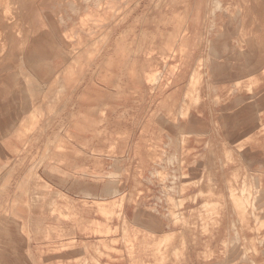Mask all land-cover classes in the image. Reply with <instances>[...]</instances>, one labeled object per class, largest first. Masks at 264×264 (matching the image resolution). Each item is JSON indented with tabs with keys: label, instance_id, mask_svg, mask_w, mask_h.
Wrapping results in <instances>:
<instances>
[{
	"label": "rangeland",
	"instance_id": "374dc122",
	"mask_svg": "<svg viewBox=\"0 0 264 264\" xmlns=\"http://www.w3.org/2000/svg\"><path fill=\"white\" fill-rule=\"evenodd\" d=\"M39 1L50 14L45 19L44 25L38 9L32 8L28 13L20 10L17 4L19 10L12 9L13 15L17 18L14 20L18 25L16 31L13 30L15 34L13 42L4 43V38H0L3 39L4 44L2 45L0 41V59L2 57L5 62L8 55L7 61L9 59V62L15 65L17 64L15 61L21 58L20 61L18 60L20 64L16 66L19 67L26 49V46L23 47L21 44L23 41L24 43L31 41L28 37L32 35L30 32L32 28L37 29L42 26L43 29V32L40 31L41 35L37 36L38 39L36 38L34 51L37 60L35 67L41 68L37 72L40 81L31 75L32 80L25 79L29 81L26 82L27 86L24 87L19 83L15 101L4 99L3 106H0V133L9 135L5 139H0V149H5L1 159L3 165L0 166V179L11 180L20 172L25 182L17 187L20 199L14 205L27 211L31 209L30 213L44 218L38 227L36 218L25 223L29 229L22 227L21 230L24 224H19L17 218L16 223L12 221L10 224L5 223L4 227L0 226V264H3L4 258L9 261L13 254L10 250L13 245L3 242L6 238L4 232L10 230L16 231L28 242H31L35 235L45 237L36 244L39 245V249L33 246L27 247L25 241L20 242L21 245L16 244L18 254L23 257L21 258L22 261L24 260L23 264H45V262L48 264H156L155 262L160 264L161 254L163 255L166 248L164 245L159 246L160 253L154 256L156 248L154 246H157L155 240L160 236H152L140 229L151 228L150 226H156V229L165 228L166 222L169 221L165 206L162 209L158 207V210H151L152 214L140 212V220L143 224L146 223V226L138 224L139 228L142 227L138 232H135L133 227L124 226L123 221H119L118 227L113 232L109 221L118 217L117 214H122L121 210L128 212L136 205L147 207L157 196L165 200L167 194L163 197L164 194L159 193V191L167 192L162 182H167L166 186L170 185L168 188L174 187L169 190L172 194L168 195V198L173 197L174 202L170 198L173 202L171 204L176 203V206L170 208L171 215L177 217L178 214L180 217L178 219L185 226L182 228L183 233H177L176 238L169 245L165 261L161 264H248L240 261L242 255L235 259L232 253L234 245L239 246L237 250L243 247V240H237L235 234L231 232L227 234L216 231H220L218 221L223 219H220V215L223 212H235L233 208L230 210L226 208L225 211L220 209L222 204L217 194L222 186H212L213 193L208 192L207 187H200L195 183L198 179L192 173V170L196 169V166H193L196 161L193 157L195 155L193 149H205L208 154L214 153V156L210 154L213 163L217 162V165L223 159L225 165H228L223 175L213 177L220 183H223L228 176L234 181L238 177L237 182H241L244 175L248 174L250 158L264 157L262 128L254 127L253 134L243 132L245 128L243 125L248 121L253 124L251 111L245 108L247 101H256H253L257 105L253 115L256 113L261 115V124L264 125V72L256 73V80L260 81L259 83L248 72H236L232 68L225 74L215 75L208 52V42L220 38L225 58L229 54L226 49L229 44L233 48L256 50L261 53L264 47V32L261 34V39L257 40L255 26L247 27L246 33L242 34L237 30V21H242L244 17L242 13L246 7L245 1L224 0V8L229 9L230 16L225 10L219 11L214 23L210 16L214 0L209 4L208 16L205 15L204 9L207 0H111V4L109 0H85V3L80 0L81 5H79L83 8L81 11H72L68 7L69 3L67 5L63 3L66 8L62 7L63 4H58L62 7L58 8L56 2H49L51 0ZM2 3L4 7L10 6L6 4L9 3L8 0H1V6ZM239 9L241 14L237 16ZM2 11L5 12L4 8L0 10ZM60 11L63 14H59ZM73 12L78 15L75 23L73 25L69 23L67 27L63 26L64 15H71ZM1 14L4 17L3 13ZM253 14L259 15L261 21H264V10ZM230 17L235 21L231 25ZM20 28L22 31L19 32ZM242 30L244 31L243 26ZM56 31L60 34L57 38H55ZM244 34L246 37L243 36ZM187 42L191 50L186 48L182 53L183 46H188ZM1 45L3 48L5 46L4 50ZM201 57L204 59V66L200 85L194 86L195 93L199 91L196 95L192 89L193 84H190V78L196 61ZM186 58L187 67L183 63ZM0 61L2 67L4 62L2 59ZM63 64L67 65L66 68L56 71L59 65L63 66ZM262 69L264 71V66ZM82 71H85L84 79H82L84 73ZM52 78L49 85L45 83ZM248 79L250 83H243ZM82 80L88 83L96 82L102 90H96L98 86L95 85L96 88L86 90V95L78 102L75 94L77 89L74 86ZM222 81L226 84L219 83ZM215 82L217 84H214ZM239 83L240 85H236ZM259 84L262 88L257 90ZM2 86L0 84V90ZM105 86H111V89ZM213 86H217V89ZM244 86H247V89L251 87V90H247ZM233 87L236 89H231ZM190 92L193 96L189 94ZM231 95H242L244 99L238 107L240 108L238 113L241 115L233 116L236 124H239L240 119L243 122L237 129L232 127L230 136L227 135L226 123L228 121L230 123L231 120L229 113L238 109L232 108L229 113L225 112V104L230 101ZM198 96L200 102H194ZM184 116L185 118L182 119ZM12 117L22 119L9 127ZM209 143L213 145L210 146ZM237 144H243V148H247L244 150L241 148L243 151L238 149L241 150L239 153L234 147ZM225 148L232 153L231 160L230 157H226L230 154L223 151ZM173 149H183L181 165L178 161L180 153L174 152ZM51 165L52 169L46 167ZM26 166H30V169H25ZM79 169H83V172ZM181 169H183L182 173ZM153 170L155 176L150 173ZM186 170H190L191 173ZM173 172L180 176L173 175ZM50 173H53L54 177L50 176ZM181 174L189 175L186 177L187 180L182 179ZM44 176L53 180L61 179L68 187L73 184L79 185L82 178L85 184H80L74 189L79 190L76 195L84 197L73 198L61 193L56 187L47 184ZM71 179H74V182ZM67 181L72 184L69 185ZM109 181L115 182L116 187L125 193L117 198L113 193H104L103 196L102 185L98 184ZM180 183L182 184L179 185ZM254 184L255 181H248L250 188ZM182 185L188 189L178 192V187ZM10 188L11 186L7 185L3 191L7 192ZM152 191H156L155 197ZM187 191L189 192L185 195ZM174 193L175 196H172ZM95 195L97 202L111 205L110 212L100 211L97 207L98 203L89 204L92 201L89 199ZM223 197L224 202L231 206L228 194ZM115 199L116 203L113 205L112 201ZM184 200L182 207L179 203ZM204 203H210L211 206L203 210L201 208ZM212 205L215 206L213 210H211ZM219 210H221L220 214ZM182 215L186 218L182 219ZM225 219L227 220L226 217ZM194 222L197 225L191 224ZM18 224L21 226L19 227ZM110 237L119 247L111 256H105L100 252L101 245L108 244ZM96 239L98 241L101 239V243L98 244ZM34 240L32 243L35 242ZM256 244L261 246L262 241L258 240ZM4 254L7 256L4 257ZM232 255L234 263H230ZM131 256L134 258L133 261ZM142 256L144 258H141Z\"/></svg>",
	"mask_w": 264,
	"mask_h": 264
},
{
	"label": "bare ground",
	"instance_id": "6f19581e",
	"mask_svg": "<svg viewBox=\"0 0 264 264\" xmlns=\"http://www.w3.org/2000/svg\"><path fill=\"white\" fill-rule=\"evenodd\" d=\"M42 1V0H41ZM245 1V4L246 7L244 8L245 11L244 13H242V16L244 14V17L242 19V21H237V30H239L242 34V33H246L245 32V29L248 27L250 28L249 26H255L256 28V39L257 40H260L261 39V34L262 32H264V21L262 22L261 21V18L259 17V15H256V14H253L255 12H258L259 10H264V0H244ZM1 2V0H0ZM4 2V1H3ZM7 2V1H6ZM9 3H6L7 5L10 4V6L8 5V7H4L3 6V3H2V6L0 4V10L2 8H4L5 12L2 11L0 12V38H4V43H7L10 42L12 43L13 42V38L15 36L14 34V31H16V27L18 25H16V20L17 18H15V16L13 15V11L15 9H18L20 8V10H24L25 11H30V9L32 8H35V9H38L40 12V17L42 18V25H44V22H45V19L50 15L49 12L47 11V9L45 8V6H43L41 4V2L39 0H8ZM49 2H56L55 4H63L65 3L66 5L69 3L68 7L71 8L72 11H81V9H83L80 5L81 3L80 0H51ZM82 2L85 3V0H83ZM211 0H207L205 3V15L208 16V10H209V4H210ZM213 2V1H212ZM224 0H214V3H213V6H212V9H211V12H210V16H212L213 18V22L214 23V20L216 19L217 17V13L220 11H224L225 10V13L227 15L230 16L229 14V9L226 7V9L224 8ZM108 3V2H107ZM111 0H109V4H111ZM18 4L19 8L16 6ZM54 4V6H55ZM63 4L62 7L63 8H66V5ZM80 4V5H79ZM56 5V6H57ZM65 5V6H64ZM115 6V4H112ZM53 6V4H52ZM51 6V7H52ZM109 6V5H108ZM62 7H59L58 5V8H62ZM45 8V9H44ZM54 8V7H53ZM57 8V7H55ZM115 8V7H114ZM237 8V7H236ZM240 8V7H239ZM14 9V10H12ZM116 9V8H115ZM62 10V9H61ZM52 11V10H50ZM55 11V10H53ZM16 12V11H15ZM59 12V11H58ZM65 12V11H63ZM240 9L238 11V14L237 16H240ZM4 15V17L2 16V14ZM21 13V12H20ZM12 14V15H11ZM19 14V13H18ZM59 14H63L61 11ZM9 15V16H8ZM11 15V16H10ZM20 15V14H19ZM33 15V13H32ZM81 16V15H80ZM20 17V16H19ZM31 17V16H30ZM34 17V15H33ZM32 18V17H31ZM78 18V15L77 13H72L71 15L69 14H65L64 17L62 18V25L63 26H69V23H72V25L75 23V20ZM80 18V17H79ZM207 18V17H206ZM238 18V17H237ZM16 19V20H14ZM29 19V18H28ZM27 19V20H28ZM30 20V19H29ZM33 20V19H32ZM31 20V22H32ZM230 25L233 24L235 21L233 20L232 17H230ZM18 23V22H17ZM20 23V22H19ZM18 23V24H19ZM29 23V22H28ZM39 23V22H38ZM15 25V26H14ZM23 25V24H22ZM21 25V26H22ZM213 25V24H212ZM215 25V24H214ZM15 28H14V27ZM20 26V27H21ZM27 26V25H26ZM40 26V25H39ZM242 26L244 28V31L242 30ZM23 27V26H22ZM18 28V27H17ZM32 28V27H31ZM35 28V29H34ZM32 28V30H30V32L32 33L31 37L29 36L28 37V40L31 39L30 42H27V43H23L21 45L26 46V49L25 51L22 50L23 54L22 55V52H20L19 54H21L23 56L22 58V62H21V65L19 67H16L18 65V60L21 59L19 58L17 60V62L15 61V65L11 64V62H9V59L7 61V58H8V55L6 53H4L5 55H7V58L5 59V62L3 61V58L1 57L2 61L4 62L2 65V67H0V84H2V88L0 90V106H3L4 104V99L5 101H9L11 100L12 102L15 101L16 97H17V92L16 90L18 89V86H19V83H22L23 86H27L28 83L26 82H29V81H26L25 79H30L32 80L33 79V76H31L32 74V71H39L41 68L39 66L35 67V64L37 63V60L34 56V51H35V46H36V38L38 35H41L40 34V31L43 32V29H42V26L40 28H37L34 27ZM65 28V27H64ZM23 29V28H22ZM68 28H66L67 30ZM14 30V31H13ZM19 32L22 31L21 28L18 29ZM64 30V31H66ZM212 31V30H211ZM254 31V30H253ZM253 31H251V33H253ZM18 32V33H19ZM57 32V31H56ZM22 33V32H21ZM227 34V32H226ZM19 35V34H17ZM22 35V34H21ZM59 32H57V35L55 36V38H57V36H59ZM230 35V34H229ZM246 34H244L243 36H245ZM252 35V34H251ZM20 36V35H19ZM208 36V34H207ZM21 37V36H20ZM246 37V36H245ZM227 38V37H226ZM229 38V37H228ZM21 39H23L21 37ZM38 39V38H37ZM241 39V38H240ZM246 39V38H245ZM3 40V39H2ZM1 41V44L4 45ZM22 41V40H21ZM241 41V40H240ZM189 42V41H188ZM187 42L188 46L184 45L183 48H182V53L185 52L186 48L187 49H190V44ZM199 42V41H198ZM225 42V41H223ZM228 42V40H227ZM260 43V42H259ZM27 44V45H25ZM1 45V47H2ZM9 46V45H8ZM253 46V45H251ZM250 46V47H251ZM262 46V44H261ZM7 47V46H6ZM226 47V46H225ZM5 48V46H4ZM4 48L2 47V49L4 50ZM10 48V46H9ZM21 48V47H20ZM248 48V47H246ZM11 49V48H10ZM23 49V48H22ZM224 49L222 43H221V40L220 38H217V39H214V40H210L208 42V52H209V60L211 61V63L213 64V72L216 74H225L227 71L230 70V68L236 70V72H239V71H242V72H248L249 74H251V76H254V80L258 82L257 79V76H256V73H261V72H264L262 71L263 69V66H264V47L261 49V53H258L256 50L255 51H252V50H243V49H238V48H233L232 45H227L226 49L229 51V54L226 56H224L222 50ZM250 49V48H248ZM6 50V49H5ZM5 52V51H4ZM177 51H175L176 53ZM3 53V51H2ZM1 53V54H2ZM7 53L9 54V52L7 51ZM174 53V52H173ZM18 55V57L21 55ZM207 54V53H206ZM3 55V54H2ZM1 55V56H2ZM4 56V55H3ZM11 56V55H10ZM176 56V55H174ZM5 57V56H4ZM0 59V60H1ZM20 61V60H19ZM1 62V61H0ZM13 63V62H12ZM41 63V62H40ZM184 66L187 67L188 66V61H187V58L186 60H184ZM20 64V63H19ZM24 65L27 69V72L26 69L24 70ZM1 66V65H0ZM180 65H178L177 67L179 68ZM203 66H204V59L201 57V58H198V60L196 61L194 67H193V72L191 74V80H190V84L194 87L196 84V86L200 85V82H201V79H202V76H201V71L203 69ZM178 70V69H177ZM31 71V73H30ZM45 71H47V69H45ZM205 72V71H204ZM240 72V75L241 73ZM239 77V76H238ZM226 78V77H225ZM229 78V77H228ZM250 78V79H252ZM155 79V78H154ZM250 79H248V81L246 82H243V83H248L250 81ZM150 81V80H149ZM221 81V80H220ZM229 83V81H227ZM251 82V81H250ZM249 82V83H250ZM260 82V81H259ZM258 82V83H259ZM219 83H224L226 84V82H219ZM258 83L256 85H258ZM214 84H217L216 82ZM262 84V82L260 83ZM259 84V85H260ZM236 85H240L239 84H236ZM191 86V88H192ZM252 87V85H250ZM254 86V85H253ZM211 87V86H210ZM240 87V86H238ZM237 87V88H238ZM246 87L247 89V86H244ZM249 87V89L247 90H251ZM189 87L190 90H194V94L195 93V89L196 87L192 88L191 89ZM198 88V87H197ZM212 88V87H211ZM214 89H217V86H213ZM224 88V87H223ZM222 88V89H223ZM262 87L261 85L258 86L256 89L257 90H260ZM221 89V90H222ZM225 89V88H224ZM231 89H236V87H233ZM240 90V88H239ZM231 91V90H230ZM229 91V92H230ZM192 92V91H191ZM189 93L191 96L192 93ZM232 92V91H231ZM230 92V93H231ZM236 92V91H235ZM188 94V93H187ZM200 94V93H198ZM197 95V94H196ZM230 97V96H229ZM33 98H35L33 96ZM186 98H188L186 96ZM194 99V98H193ZM216 99L219 100V98L216 97ZM243 96L242 95H231L230 97V101L228 103L225 104L226 106V109H225V112L229 113L232 109V108H235L237 109L239 107V105L242 103V100H243ZM195 100V99H194ZM192 101V100H191ZM200 102V97L198 96V98H196V101L194 102ZM202 101V100H201ZM255 100H251V101H247V106L244 107L248 110L251 111V117L253 118V121H251L253 124H250V121H248L245 125H243L245 128H243V132H245L246 134L248 133H251L253 134V130H254V127H260V129L262 128L263 132H264V125L261 124L262 120H261V115H259L258 113L254 114L253 115V110L256 109L257 105H256V101L253 102ZM244 102V101H243ZM184 104H186L184 102ZM181 105V104H180ZM198 105V103H197ZM196 105V106H197ZM190 107V106H189ZM183 108V107H182ZM190 109V108H189ZM188 109V110H189ZM240 110V108H238L237 110L233 111V112H230L229 113V117H230V123L228 121L227 124V135H230L232 134V127H234V129L236 128H239L241 123L243 122L242 119H240L238 122L239 124L237 123L236 124V119H233V116H238V115H241L240 113H238ZM233 113V114H232ZM263 113V112H262ZM187 114V113H186ZM182 116V115H181ZM187 117V116H186ZM19 118V117H18ZM16 119V117H12V119L9 121V127H11L13 124L17 123V122H20L21 119ZM185 116L182 118L184 119ZM235 118V117H234ZM1 119V117H0ZM221 119V118H220ZM233 120V121H232ZM232 122V124H231ZM256 122V123H255ZM197 123V122H196ZM249 123V124H248ZM195 125V124H194ZM217 125V124H216ZM183 126V125H182ZM217 127V126H216ZM258 129V128H257ZM172 130V129H171ZM218 132V130H216ZM48 132V131H47ZM261 132V131H260ZM218 134V133H217ZM48 136V135H46ZM45 136V137H46ZM218 136V135H217ZM250 137V136H249ZM255 137V136H254ZM226 138V136H225ZM233 138V137H232ZM184 139V138H183ZM228 139V138H227ZM250 139V138H249ZM209 141V140H208ZM248 141V140H246ZM252 141V139H251ZM211 142V140H210ZM250 142V141H248ZM244 143V142H243ZM187 144V143H186ZM210 146L213 145V143H209ZM185 145V144H184ZM188 145V144H187ZM238 145V144H237ZM235 145L234 147H236L235 149L237 151H239L238 149H243L244 148H247V147H244L243 148V144L241 145ZM209 146V147H210ZM241 146V147H240ZM249 146V145H248ZM210 149V148H209ZM207 149V150H209ZM241 149V150H242ZM165 150V149H164ZM174 152L177 151V153H180V156L178 157L180 160L179 161V164L181 165L182 163V156L183 155V149H173ZM194 150V160H196L194 163L193 166H196V169L194 168L192 170V173H194L195 177H197L198 181H196L195 183L200 186V187H207V189H209L208 192H212V189L213 187L212 186H222L221 190L218 192L217 194V197L219 198L220 200V203L222 204V208H220L221 210H226V208L228 210H230L231 208H233V210L235 211L234 213H224L226 215H224L222 213V215H220V219L222 220H219L218 221V225H219V228H220V231L219 230H216L218 233L219 232H222V233H227L229 234V232L235 234V236L237 237V240L239 239L240 241L243 240V247L241 249H238L237 248V245H234L233 249H232V253L234 254L235 256V259H238V257H240V255H242V257L240 258V261L241 262H244V263H248V264H264V157H260L258 156L257 158H250V163H249V169H248V174L244 175V177L242 178L243 180L241 182H237L238 180V177L237 179L235 178V181L230 179L229 176L226 177V183L225 181L223 183H220L219 181H216V179H214V175H216L217 177L220 176V175H223V172L226 171V167L228 165H225L224 163V160L221 159L220 160V163L218 162V164L216 165V163H213L212 162V156H214L212 153H209L208 152H205L206 150L205 149H193ZM205 150V151H204ZM240 150V151H241ZM242 150V151H243ZM223 151H226V148L225 150ZM229 150L226 151L227 154H230L229 156H226V157H230V160L232 159L231 155L232 153L229 151ZM239 151V153H240ZM254 151H257V149H254ZM253 152V151H252ZM189 153V152H187ZM210 154H212V156H210ZM187 155V154H186ZM185 155V156H186ZM226 155V154H225ZM240 155V154H239ZM243 156V155H242ZM222 157V156H221ZM225 157V158H226ZM177 158V159H178ZM216 157H214L215 159ZM242 158V157H241ZM246 159H248L247 157H245ZM229 159V158H228ZM243 159V158H242ZM164 160V159H163ZM227 160V159H226ZM228 160V162L230 161ZM167 161V160H166ZM215 161V160H214ZM169 162V161H168ZM174 162V161H173ZM232 162V161H231ZM230 162V163H231ZM234 163V162H233ZM162 164V163H161ZM167 164V162L165 163V165ZM173 164V163H172ZM178 164V166H179ZM220 164V165H219ZM248 164V162H247ZM163 165V164H162ZM183 165V164H182ZM246 165V164H245ZM169 166V165H168ZM164 168V166H163ZM162 168V169H163ZM156 169V168H155ZM241 169V168H240ZM258 169V170H257ZM159 170V169H158ZM165 170V168L163 169ZM182 170L181 169V173H182ZM254 170V171H253ZM176 171V170H175ZM238 171V170H237ZM246 171V170H245ZM155 171H151V175L153 176ZM162 172V171H161ZM160 172V173H161ZM185 172V171H184ZM186 172H189V174L191 173L190 170H186ZM47 173V172H46ZM48 174V173H47ZM51 174V173H50ZM53 174V173H52ZM50 175V176H53V175ZM158 174V172H157ZM176 175L177 176H180V174L178 173H174L173 172V175ZM238 174V173H237ZM155 176V175H154ZM187 174H181V178L182 179H186L187 180ZM54 177V176H53ZM184 177V178H183ZM171 179V175L169 177ZM181 179V180H182ZM189 179V177H188ZM214 179V180H213ZM151 180V179H150ZM170 181V180H169ZM185 181V180H184ZM193 182V180H191ZM248 181L250 182H253L255 181V184L250 188L251 184L248 185ZM198 182V183H197ZM98 183H101V182H98ZM115 182H111L109 181L108 183H104V184H98V185H102V192H103V196H104V193L105 194H111L113 193L115 195V198L119 197L120 195L122 196V193L124 194L125 191L123 192V190L121 191L120 189H118L116 187V185L114 184ZM166 183L167 182H162L163 184V187L164 189H167V192L165 191H159L160 194H164L163 197H166V194H167V198H165V200H161L158 198V196L149 204L147 205V207H138L137 205L136 206H133L132 209L127 212L126 210H121L123 211V213H119V215L117 214L118 217H114L112 221H109L111 224V230H113V232H115V229L118 227V223L119 221H123V225L126 226L127 228L129 227H133L135 229V232H138L140 228H142L140 226V228L138 227V224H142V226H146V223L143 224V222H141L140 220V212H144L145 214H152L150 213L151 210H158V207L160 209L164 208V206L166 207V212H167V216L169 217V221L166 222V227L165 228H161V229H156L157 227L156 226H150L151 228L149 227H145L144 229H140L142 232H147L149 234H151L152 236H157L159 237L158 240H155L157 246H154L155 248V252H154V256L159 252L160 253V250H158V248L161 249V245H164L166 248L165 250L163 251V255L161 254L162 258L160 259L161 262L165 261L164 259L166 258L167 256V249L169 248V245L171 244V242L174 240V238H176L177 236V233H183L182 231V228L185 226L183 224V222H181L180 217H178V214H177V217H174L173 215H171L172 211L170 210L171 206L175 205L176 206V203L174 204H171L173 203V197H169L168 198V195L172 194V193H169V190H172L174 189L173 188H168L170 185L168 184V186H166ZM185 183V182H184ZM183 183V184H184ZM117 184V183H116ZM182 183H180L179 185H181ZM196 185V187H197ZM126 186V185H125ZM212 187V189H211ZM191 188V187H190ZM185 189H188V187H185L184 185L182 186H179L178 187V192H183ZM192 189H194V186L192 187ZM216 189V188H215ZM177 190V189H175ZM127 191V190H126ZM129 191V190H128ZM194 191V190H193ZM225 191V192H224ZM156 191H152L151 193L154 194V197H155V193ZM173 192V191H172ZM189 191H187L185 193V195L188 193ZM121 193V194H120ZM196 193V192H195ZM213 193V192H212ZM101 194V193H99ZM117 194H119L117 196ZM141 194V193H140ZM183 194V193H182ZM226 194H228V197H229V201L231 203V206L228 205L227 203L224 202L223 200V195L226 196ZM201 196H203V194H200ZM198 194V196H200ZM125 196V195H124ZM172 196H175V193L172 195ZM109 197V196H108ZM107 197V198H108ZM97 196H93L91 199L89 200H92L91 202H89V204H92L94 205L95 203H98L97 207H99L100 211H104V212H110L109 210V207L111 205H108V204H105L103 205L100 201L97 202L98 199H96ZM103 198V197H102ZM159 200H158V199ZM170 198L171 200L173 201H170ZM202 198V197H201ZM168 199V200H167ZM197 199V197H196ZM194 199V203L195 200ZM177 200V199H176ZM190 200V199H189ZM205 200V199H204ZM40 201V200H39ZM167 201V202H166ZM191 201V200H190ZM85 202V201H83ZM113 202V205L116 203V199ZM180 202V201H178ZM86 203V202H85ZM84 203V204H85ZM106 203H110V202H106ZM185 203V200L184 202H180L179 204H181V206L183 207ZM46 204V203H45ZM144 204V203H143ZM86 205V204H85ZM220 205V204H219ZM42 206V205H41ZM40 206V207H41ZM45 206V205H44ZM91 206V205H90ZM157 206V207H156ZM210 203H204L203 204V209L206 208L208 209V207H210ZM39 207V206H38ZM221 207V206H220ZM143 208V209H142ZM180 208V207H179ZM30 209V208H29ZM98 209V210H99ZM125 209V208H124ZM176 209V208H175ZM199 209V208H198ZM215 209V206L212 205V209L213 210ZM31 210V209H30ZM30 210H29V213L26 214V213H21L22 215L20 216H17V222H20L19 224H24V226H21L19 225V227L21 226V230H22V227L26 228L27 227V224L25 223H29L32 218H36L37 219V222H36V225L38 227V224L41 223V221L43 220L44 217H38L36 216L35 214L33 215L32 213H30ZM219 210V214H220V211ZM62 213V211H60ZM59 212V213H60ZM201 212V211H200ZM199 212V213H200ZM207 214V211H205ZM112 213V211H111ZM30 214V215H29ZM104 213L102 212L101 215H103ZM113 214V213H112ZM110 214L109 216L111 217ZM201 215V214H199ZM176 216V215H175ZM195 217V215H193ZM207 216V215H206ZM193 217V218H194ZM202 216H200V219H201ZM225 217L227 218V220L225 219ZM107 218V217H106ZM186 216L182 215V219H185ZM206 218V217H205ZM120 219V220H119ZM196 219V218H195ZM5 221H7V219L5 218L4 219ZM3 220V221H4ZM107 220V219H106ZM203 220V219H202ZM195 221V220H194ZM206 222V220H204ZM99 222H102V221H99ZM6 222H4L5 224ZM16 223V222H15ZM185 223V222H184ZM203 223V221L201 222ZM191 224H196V222L194 223H191ZM205 224V223H204ZM26 225V226H25ZM188 225V224H187ZM197 225V224H196ZM6 226V224H5ZM193 227V225H191ZM204 226V225H203ZM2 227V226H1ZM0 227V228H1ZM4 227V225H3ZM28 228V227H27ZM191 228V227H190ZM189 228V229H190ZM203 228V227H202ZM206 228V227H205ZM209 228V227H208ZM218 228V229H219ZM9 229V228H8ZM29 229V228H28ZM38 229V228H37ZM43 229V228H42ZM204 229V228H203ZM127 230V229H126ZM205 231V230H204ZM100 232V231H99ZM111 232V231H110ZM159 232V234H158ZM211 233H214L215 231H210ZM216 232V233H217ZM126 233V232H125ZM162 233V234H161ZM35 234V233H34ZM109 234V233H108ZM204 234V233H203ZM4 236L6 238L3 239V242L5 243H9V244H12L13 246L10 247V250L13 251V254L11 256V259L9 261H7L5 258H4V262L3 264H23L24 260L22 261L23 257H20V255L18 254V249H17V245L16 244H19L20 242L23 243L25 241V239L18 235L16 231L14 230H10L7 231V232H4ZM43 235H35L34 237V243L33 240L31 242H28V241H25V243H27V247H31L33 246V248L35 249H39L38 246L39 245H36L38 244L39 242H41L42 240H44L45 237H41ZM95 236H99V235H96ZM229 237V236H228ZM23 238V239H22ZM123 239V238H122ZM236 239V238H234ZM113 238L111 239H108V244H103L101 245V253L105 256H111L112 252L117 249L119 246L117 245V242L113 243L112 242ZM258 240H261L262 241V244L261 246H258L256 244V242ZM97 243L99 244V242L101 243V239H96ZM105 241V240H103ZM236 242H239V241H236ZM21 243L19 245H21ZM127 243V242H126ZM35 244V245H33ZM237 244V243H236ZM240 244V242H239ZM247 244V246H246ZM23 245V244H22ZM129 245V244H128ZM131 246V245H130ZM161 246V247H159ZM185 246V244H184ZM23 247V246H22ZM21 248V247H20ZM19 248V250H20ZM24 248V247H23ZM132 248V246H131ZM27 249V248H26ZM30 249V248H29ZM27 249V250H29ZM106 249H110V250H107ZM186 249V248H185ZM25 252L24 249H21ZM237 250V251H236ZM251 250V251H250ZM109 254V255H108ZM244 254V255H243ZM249 254H251V257H249ZM206 255V254H205ZM227 255V254H226ZM7 256L4 254V257ZM160 256V255H159ZM230 256V255H229ZM234 256L232 255V258H230L231 262L230 263H234ZM199 257V256H198ZM226 257V256H225ZM22 258V259H21ZM141 258H144L143 256ZM140 258V259H141ZM156 258V257H155ZM227 258V257H226ZM163 259V260H162ZM131 260L133 261L134 258L131 256ZM158 260H159V257H158ZM159 262V261H158ZM160 262V264H161ZM156 264H159L157 262H155ZM24 264H27V263H24ZM99 264V263H97ZM165 264V263H163Z\"/></svg>",
	"mask_w": 264,
	"mask_h": 264
},
{
	"label": "crops",
	"instance_id": "0c3cea01",
	"mask_svg": "<svg viewBox=\"0 0 264 264\" xmlns=\"http://www.w3.org/2000/svg\"><path fill=\"white\" fill-rule=\"evenodd\" d=\"M55 62H56V65H57V61H55ZM66 66L67 65H65V64H63V66L59 65V67L57 68L56 71H58V72L62 71V69H65ZM25 69H26V71L29 70L24 65V70ZM27 72H29V71H27ZM82 72H84L83 73V77H82V79H84L85 71H82ZM30 73H31V71H30ZM78 74H79V72H78ZM109 74L111 75V72H109ZM31 75H33L35 78H37L40 81L39 76L37 74V71L36 72L32 71ZM80 75H81V73H80ZM79 78L81 79V76ZM52 80H53V78L50 79L48 82H45V83H47L49 85L52 82ZM95 85L98 86V83H96V82L88 83L85 80L79 81L77 83V86H74L77 89V91L75 92L77 101L79 102L80 98L84 97L86 95V90L95 89L96 88ZM106 88L111 89V86H107ZM96 90H102V89H100L99 86H98V88H96ZM12 132H14V131H12ZM8 136L9 135L5 136L4 134L0 133V139H5ZM33 151L34 150H32V152ZM34 152H36V151H34ZM4 154H5V149H0V166L3 165V162H1V159H2V156ZM12 159H14V157H12ZM80 166L83 167L84 164H80ZM46 167H48V169H52L53 168L52 165L51 166H46ZM25 169H30V166L29 167L26 166ZM79 170H82V172H83V169H79ZM22 173H23V170H22ZM78 175H79V173H78ZM82 176H84V175H82ZM44 180H45L46 183L48 182L47 184L51 185L52 187H56V189H59V191L61 193H64L67 196H70V197H73V198L74 197H78V196L79 197H84V196H81V195H76L75 193L77 191H79V190L76 191L74 189V188L79 187L80 184L81 185L85 184L84 180L82 178H81V180L79 182L80 183L79 185L73 184L70 187L66 186V184H64L63 181H61V179H60V181H59V179H57V180L54 179L53 180V179L48 178L47 176H44ZM71 180L74 182V179H71ZM24 182H25V178H23L21 176L20 172L17 174L16 178H12L11 180L8 179V178L0 179V226L4 225V222H3L4 218L7 219L6 223L10 224L12 221L16 222L15 219L17 218V216L22 215L21 213H26V214L29 213V210L27 211V209H22L20 206H15L14 205V203L15 202H19V199H20V194H19V192L17 190V187L23 185ZM67 183L69 185L72 184L70 181H67ZM7 185L11 186V188L7 192H4L3 188L5 186H7ZM73 186H76V187H73ZM82 188L86 189V187H82ZM84 189H83V191H85ZM33 245H35V244H33ZM45 264H48V263L45 262Z\"/></svg>",
	"mask_w": 264,
	"mask_h": 264
}]
</instances>
